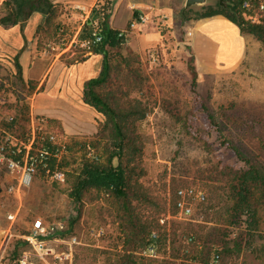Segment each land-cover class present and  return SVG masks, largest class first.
<instances>
[{"label":"rangeland","instance_id":"1","mask_svg":"<svg viewBox=\"0 0 264 264\" xmlns=\"http://www.w3.org/2000/svg\"><path fill=\"white\" fill-rule=\"evenodd\" d=\"M10 1L14 0H0V15L7 13L6 4ZM49 1L55 15L50 27L53 32L46 37L42 35L40 42L38 40L39 57L52 59L59 54L62 63L70 64L87 56L91 45L82 46L80 35L81 29L87 27V17L94 11L103 18L110 15V21L116 27L124 28L118 30L124 32L122 37L127 42L122 52L129 62L114 58L111 79L100 87V91L115 98L125 109L138 106L146 109L147 116L137 121L136 130L143 149L138 161L145 174L135 178L139 181L138 188L148 195V198L134 202L142 219L154 223L170 211L176 212L174 203L180 187L195 185L208 195L206 202L197 204L195 221L172 218L167 225L159 222V227L154 226L153 230L162 238L159 256H145L143 247L138 245L137 262L264 264V213L261 214L259 234L252 243L248 239L251 227L248 212L242 218V224L229 226L227 211L231 203L227 193V173L229 175L231 169L228 165L238 168L243 163L238 158H231L229 150L219 144L216 130L205 125L199 109L202 100L227 137L253 163L264 166L263 43L254 35L246 34L248 45L244 60L230 70L198 72V93H195L191 69L196 64L192 33L201 20L197 19L198 15L218 9L220 0H210L204 6L189 9H185L186 0ZM250 1L247 19L264 24V0ZM134 13L145 15L147 22L133 30L130 23L138 18L133 17ZM197 47L202 48L201 38ZM130 49L134 52L130 53ZM117 50L118 47L113 48L114 53ZM150 51L156 52V61L150 59ZM35 62L36 68L37 64L38 67L42 64L40 60ZM14 67L8 61H0L2 128L13 133L19 141L27 142L32 137V119H35L42 123L41 132L45 137L55 133L67 146L66 152L59 154V169L55 168L51 178L46 180L39 174L26 189L18 229L26 232L38 217L47 223L62 221L67 226V233L61 244L72 249L75 264H120L126 252L127 238L119 203L95 187L83 194L81 203L72 198L75 181L85 164L89 161L99 166L107 165L118 152L111 125L101 135L105 116L100 114L101 118L95 117L86 125L87 130H92V125L96 124V132L68 135L63 122L39 112L37 94L44 88L37 91L30 87V81L25 79L23 82ZM40 72L38 70L30 77H38ZM66 113L60 111L58 116L70 122ZM193 115L195 118L187 127L186 121ZM16 119H19L17 124ZM199 135L203 140L197 138ZM62 158L68 162L65 167L61 164ZM114 163L117 164L118 159H114ZM59 171L66 173L64 180L57 178ZM13 183L9 174L0 175V185ZM18 205L15 195H0V240L2 230L7 226L6 213ZM234 231L238 233L236 237ZM73 235L79 237L80 243L72 245L70 237ZM217 255L219 262H215Z\"/></svg>","mask_w":264,"mask_h":264},{"label":"trees","instance_id":"2","mask_svg":"<svg viewBox=\"0 0 264 264\" xmlns=\"http://www.w3.org/2000/svg\"><path fill=\"white\" fill-rule=\"evenodd\" d=\"M16 1V2H14ZM6 4L5 15H0V26L10 27L21 23L24 29L26 22L30 19L34 12L38 11L44 15L43 22L39 25L37 33L39 42L41 36H48L52 33L50 29L52 21L54 20V11L52 10V3L49 0H14ZM225 5L222 6L219 2L218 9H210L209 11L198 15L197 19L209 18L217 15H223L235 24H237L243 34H252L264 45V24L253 22L247 19V10L250 6H245L246 3L251 4L250 0H225ZM191 10V9H190ZM100 13L95 12L90 17L91 21L87 22L86 29L81 32L83 39H89L91 45L90 51L93 54H100L103 56L102 72L95 78L89 79L85 83L84 102L92 108V114L101 118L100 114L105 116L103 122V130L100 134L104 135L106 128L111 125V135L117 140L118 152L114 157L109 159L107 165L99 166L91 164L89 161L85 164L81 174L77 177L74 184V191L72 198L76 203L82 202L83 194L90 188H97L106 195L113 196L117 203H119L122 211V222L125 226L127 247L126 252L119 261L120 264H144L138 263L136 260V248L138 245L144 250L151 245L161 244V236L153 230V227H159L160 221L149 223L142 219L137 212L134 202L142 197H147L139 188V181L135 177L145 174V170L138 161L143 155V149L139 145L140 136L137 135V121L144 119L147 115L146 109L138 106L137 108L125 109L108 94L101 93L100 87L105 85L111 79L113 66L112 60L114 58L123 62H129V59L123 54L122 49L125 48V37H119V30L111 27L110 15L104 16L101 23V33L103 40L100 42H93L91 40V33L94 30V22L100 17ZM138 13H134V18L138 17ZM86 32V34H84ZM91 36V37H90ZM43 39V38H42ZM39 44V43H38ZM118 47L117 53H114L113 48ZM130 53L134 51L129 50ZM86 56L76 61H84ZM73 61L71 63H75ZM70 63V64H71ZM130 65V63L128 64ZM14 72L23 81V68L19 61V56L14 61ZM193 80L192 88L197 92L199 73L195 66H191ZM30 87L37 88L36 81L29 82ZM42 88H44L42 86ZM199 109L201 117L205 125L211 130H216L219 138V144L223 148L229 150L231 158H238L243 165L235 168L233 165H228L231 169L230 174L227 173V193L230 199L231 206L227 211V222L229 226H239L243 223V217L249 213L251 219V227L249 232V241H253L254 237L259 234V227L261 223V214L264 213V166L258 163H253L241 148L234 143L223 132L219 121L212 113L210 108L201 100L199 101ZM90 112V110H87ZM195 115L191 116L189 121H186L187 127L194 120ZM15 124L19 119H16ZM191 120V121H190ZM14 122V121H13ZM105 129V130H104ZM197 138L202 139L199 135ZM118 159V163H114V159ZM57 159H55L56 161ZM62 166L65 167L68 163L65 159H61ZM56 163L53 162L51 166V174H45L46 180H49L52 174L55 173ZM66 175V173H65ZM148 198V197H147ZM67 231H61L59 234L65 235ZM157 233V236L155 234ZM194 239V237H192ZM195 240V239H194ZM143 250V251H144ZM202 264V262H201Z\"/></svg>","mask_w":264,"mask_h":264},{"label":"crops","instance_id":"3","mask_svg":"<svg viewBox=\"0 0 264 264\" xmlns=\"http://www.w3.org/2000/svg\"><path fill=\"white\" fill-rule=\"evenodd\" d=\"M43 20L44 15L36 11L26 22L24 29L21 23L10 27L0 26V61L14 64L16 57L19 56L24 78L28 82L36 81L37 91L44 87L43 91L37 94L39 112L63 122L68 135L94 133L97 130L96 124L92 125V130L86 129L89 120L96 118L91 113L92 108L84 102L85 83L102 72L103 56L90 52L86 60L71 64L62 63L59 54L52 59L37 56L39 52L37 30ZM101 20L103 16L100 15L94 24ZM87 21L90 22L91 18L87 17ZM110 23L115 30L124 29L116 27L112 21ZM85 29L82 28L81 31ZM192 35L196 67L200 74L233 69L247 54V36L237 24L225 16L217 15L199 20ZM199 38L202 40L200 49L197 47ZM37 60L42 64L40 67L37 64L36 68ZM34 68L37 70L34 71ZM38 70H41L38 77H30ZM81 107L90 112L82 111ZM63 110L67 112L70 122L58 116V112Z\"/></svg>","mask_w":264,"mask_h":264},{"label":"built area","instance_id":"4","mask_svg":"<svg viewBox=\"0 0 264 264\" xmlns=\"http://www.w3.org/2000/svg\"><path fill=\"white\" fill-rule=\"evenodd\" d=\"M245 6L250 5L246 3ZM146 22L147 17L141 14L131 21L130 29L134 30ZM91 36V40L95 43L103 40L100 22L94 24ZM119 36H124V32L121 31ZM80 42L82 46H86L90 41L83 39ZM149 56L152 61L157 60L156 52L150 51ZM32 125V137L27 142L19 141L13 133L0 125V175L7 173L14 180L9 186L0 185V195L4 193L8 196L15 195L19 201V205L14 210L6 213L7 226L3 228V237L0 240V264H75V254L72 249L61 244L65 235L59 233L67 231L64 222L47 223L42 217H38L31 222L26 232L23 233L18 229L26 189L34 183L39 174H51L53 162L59 169V154L67 150V146L59 141L55 133H49L47 137L43 135L41 122L32 119ZM56 173L58 179L64 180V172ZM207 198L206 191L198 186L180 187L176 191L174 203L176 212L170 211L166 217L161 218V224L167 225L172 218L195 221L197 204L206 202ZM237 234V231L233 232V236L236 237ZM70 239L72 245L80 243L77 235L71 236ZM143 254L150 258L158 257V246L151 245ZM219 259L220 256L217 255L215 262H219Z\"/></svg>","mask_w":264,"mask_h":264},{"label":"water","instance_id":"5","mask_svg":"<svg viewBox=\"0 0 264 264\" xmlns=\"http://www.w3.org/2000/svg\"><path fill=\"white\" fill-rule=\"evenodd\" d=\"M210 0H186L185 9H189L193 6H204L209 3ZM225 0H220L221 5H225Z\"/></svg>","mask_w":264,"mask_h":264}]
</instances>
